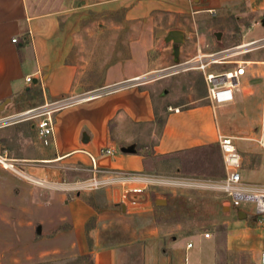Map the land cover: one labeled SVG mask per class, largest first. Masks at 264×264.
<instances>
[{
	"label": "crops",
	"instance_id": "0c3cea01",
	"mask_svg": "<svg viewBox=\"0 0 264 264\" xmlns=\"http://www.w3.org/2000/svg\"><path fill=\"white\" fill-rule=\"evenodd\" d=\"M129 1L134 0L124 2ZM239 2L138 0L125 14L119 11L117 20L106 24L89 22L87 5L42 13L31 11L28 0H0V116L15 111L19 102L15 96L30 94L32 87L27 77L32 78V86L38 88L44 102L99 91L95 98L66 105L55 113L48 145L38 136L37 118L0 128V141L4 143L0 152L7 151L10 157L18 159L30 175L60 186H32L26 180L17 181L0 168L1 207L5 208L7 194L10 201L15 198L13 202L17 204L10 202L14 206L11 209H18L19 217H23L16 223L24 224L36 239L53 243L35 253L39 261L48 256H73L81 260L87 257L90 264H131L139 256L141 264H170L167 251L173 250L182 254L181 264H185L188 255L192 264L208 246L202 239L190 241L193 243L190 248L188 242H170V232L153 226L163 210L146 205L151 203V196L145 182H127L129 187H145L144 193L137 195L145 199L141 211L120 204L127 185L115 183L97 190H71L65 184L93 175L91 156L96 157L100 168L146 178L157 172L167 177L185 172L200 175L197 170H187L186 152L219 146V133L247 134L223 132L230 123L219 121L217 106L228 103L211 101L204 71L190 68L202 76V94L195 96L191 91L195 82L188 75L191 71L175 69L193 58L198 50L209 53L220 49L212 39L218 18L233 11ZM105 3H94L97 9L92 7V10L98 14L105 12L100 11L105 10ZM63 11L66 15H62ZM74 11L81 14H73ZM173 30L182 32L181 41L168 37ZM162 32L166 33L164 37ZM228 47L231 46L221 49ZM237 59L248 63L240 57ZM233 68L234 64L225 63L212 64L207 70L220 72ZM158 71L167 73L149 83L127 84L135 76ZM245 81L242 86L245 98L240 102L244 114L251 103L248 80ZM263 84L264 78L254 102L253 116L260 128ZM238 87H241L240 78ZM239 90L234 91V100ZM123 147L132 151L124 152ZM107 148L114 152L104 153ZM219 152L224 168L220 146ZM248 153L253 154L252 150ZM154 157L171 159L169 164L155 170L150 166ZM247 162L242 155V163ZM243 164L245 182L264 184L253 179L258 174L264 175L256 160L248 170L243 169ZM224 176L225 168L218 177ZM144 217L152 222L145 232L138 231L137 225L131 223L120 241L104 242L105 230L110 226ZM62 240L66 241L64 247L58 244Z\"/></svg>",
	"mask_w": 264,
	"mask_h": 264
},
{
	"label": "rangeland",
	"instance_id": "374dc122",
	"mask_svg": "<svg viewBox=\"0 0 264 264\" xmlns=\"http://www.w3.org/2000/svg\"><path fill=\"white\" fill-rule=\"evenodd\" d=\"M103 1L106 2L104 4L106 8L100 11L105 12L98 14L96 10H92V7H96L97 9V6H93L94 3H103ZM124 1L28 0L31 11L42 13L56 10L60 12V10L72 7L78 9L81 5H87L90 7L89 22H102L106 24L113 23L117 20L118 15L125 14L124 11L134 7L138 0L132 2ZM121 2L123 3L120 6L121 8H116V4ZM101 6L99 5V7ZM232 10L218 18L219 20L212 33L215 47L221 49L225 46L232 47L243 42L255 41V46H252L250 50L235 58L240 57L247 61H259V63L248 64L245 75L240 77L241 87H238L240 90L236 92L235 100L224 106H217L219 121L221 120L222 123L228 121L230 123V125L227 124L225 126L224 131L222 130L225 133L239 134L240 131L247 133L246 135H235L237 138V146L243 155L244 161L248 160L246 164H243V169L248 170L249 168H253L251 164L256 160L259 164V169L263 171L264 152L254 141V138L259 134L260 124L256 122L253 116L254 102L260 94V83L264 78V0H240L238 4L233 6ZM119 11H122V13ZM65 12L63 11L62 15H66ZM68 13L70 14L71 12ZM73 14H81V12L74 11ZM217 32H221L220 38L217 37ZM162 35L164 37L166 33L162 32ZM188 69L191 71L188 74L189 78L195 82L191 91L195 96H200L202 94V76L199 72L193 71L190 68ZM162 78L160 75L153 81ZM245 80H248L247 88L251 103L248 111L244 114L241 111L240 102L241 99L245 98L242 90V86L246 82ZM27 83L32 87L30 94L23 93L15 96L14 99L17 102L21 101L17 104L19 108L17 109L16 107L15 111L7 114L16 113L29 107H36L45 103L39 97L38 88L32 86V80ZM244 91L247 93V89H244ZM18 121H14L8 124V126L18 123ZM3 144L0 141V146L4 147ZM249 150H252L253 154H249ZM219 153V146H216L206 149H196L184 154L187 170L189 172H196L197 170L200 175H192L185 172L167 177L162 172L153 173L151 175L153 177L151 178L157 181L154 180L155 182L146 184V189L151 196V203L146 205H150L154 209L163 210L160 214V219H154L153 226L170 232L168 237L170 242L175 243L177 240H180L182 243H187L190 241L195 242L198 239L208 242V246L203 248L202 252L195 257L192 264H256L259 257V250L264 248V226L254 223L253 216L243 209L241 210L245 211L247 216L239 217L237 210L240 209L230 207L227 195L223 191L209 185H201L202 181L205 183L210 180H219L220 178L218 176L223 174L224 168L221 165ZM170 159V157H166L163 160H156L154 157L151 162L153 165L150 166L157 170L161 165L169 164L170 161L168 160ZM0 168L17 181L21 179L24 181L23 178L5 169L2 165H0ZM202 172L211 173L209 174L211 177L209 175V177L202 175ZM253 179L254 181L262 182L264 181V175L258 174ZM27 183H30L32 186L43 187L29 181ZM126 187L129 186L127 185ZM122 195L120 197V204L126 205L122 202ZM155 199L162 201L157 204L154 202ZM5 200V208H2L0 203V264H90L87 257L81 260V258H75L73 256H48L46 259L39 261L35 253H38L42 248L53 246V243L36 239L33 234L27 231L24 224L16 223L17 219L21 218L23 220V217H19L18 209H11L14 206L10 202L17 204L13 202L15 198L10 201L7 194ZM131 207H133L131 208L133 211H141V207L144 206ZM247 207L249 205H246L244 208L248 210ZM131 223L132 225H137L138 231L142 232H145L147 228L149 229L152 224L149 218L146 219L144 217L143 219L136 218L127 220L125 223H121V225H112L105 230L107 237L104 242L112 243L118 240L120 241L122 236H125V233H127L126 231ZM207 232L210 233L209 238L205 237ZM65 243L66 241L62 240L58 244L64 247ZM167 255L169 256L170 264L182 263V254H177V252L174 253L173 250H170L167 251ZM134 261L131 264H141L139 256ZM185 264H189V255L188 258L185 256Z\"/></svg>",
	"mask_w": 264,
	"mask_h": 264
},
{
	"label": "built area",
	"instance_id": "2783aa9c",
	"mask_svg": "<svg viewBox=\"0 0 264 264\" xmlns=\"http://www.w3.org/2000/svg\"><path fill=\"white\" fill-rule=\"evenodd\" d=\"M13 41H16V38H14ZM255 45V41H248L209 53L198 50L193 58L186 61L184 64L182 63L181 65H176L175 69L194 68L204 71L205 80L208 84V97L211 101L215 104L229 103L234 100V91L238 88L239 78L245 73L246 65H248L246 61L238 60L235 57L247 52ZM225 63H232L235 65V68L220 72H211L207 70L212 64ZM166 73L167 71H158L154 73L141 74L128 80L127 84L132 85L149 83L160 75L162 76ZM26 80L29 82L32 78L27 77ZM97 95H99V91L97 90L87 91L83 94L70 95L53 101H47L40 106L30 107L16 113L1 115L0 128L24 118H37L38 136L45 145H48L54 131L55 113L66 105L90 100L95 98ZM174 110L178 111L179 108H175ZM262 117L263 122L260 132L258 136L254 138V141L264 152V84ZM236 140L237 138L233 135L219 133L218 143L222 152L225 176L219 180H210L205 183L202 181L201 185H209L215 189L223 191L228 196V204L231 208L245 210L253 216L254 223L264 226V185L251 184L244 181L242 176V155L237 146ZM103 152L113 153L114 151L107 148L104 149ZM91 162L93 175L87 179L68 182L65 184V188H69L71 190H96L115 183L126 185L127 182L138 180L145 182L148 185L156 180L150 177L146 178L138 174H129L123 171L100 168L97 164V159L94 156H91ZM0 165L20 178L28 180L33 184L43 187H60L55 183L34 177L27 173L20 165V161L16 158L10 157L7 151L0 152ZM144 191L145 187L141 186L126 187L122 193V202L126 204V207H140L143 205L145 199L138 198L137 195L144 193ZM246 205H249V207H247L248 210L244 208ZM205 237L209 238L210 233L207 232ZM192 246V242L187 243V247L190 248ZM256 264H264V248L260 250Z\"/></svg>",
	"mask_w": 264,
	"mask_h": 264
},
{
	"label": "water",
	"instance_id": "95a60500",
	"mask_svg": "<svg viewBox=\"0 0 264 264\" xmlns=\"http://www.w3.org/2000/svg\"><path fill=\"white\" fill-rule=\"evenodd\" d=\"M263 21H264V19H263ZM216 35L218 38H220L221 32H217ZM169 38L174 39L176 42H179L182 39V32L180 30H173L169 33ZM121 150L124 152L132 151V149H130L128 147H123ZM160 201H162V200L158 199L157 203H160ZM121 205H123V204H121ZM237 215L242 218V217L247 216V213L240 209V210H237Z\"/></svg>",
	"mask_w": 264,
	"mask_h": 264
},
{
	"label": "bare ground",
	"instance_id": "6f19581e",
	"mask_svg": "<svg viewBox=\"0 0 264 264\" xmlns=\"http://www.w3.org/2000/svg\"><path fill=\"white\" fill-rule=\"evenodd\" d=\"M248 63H259V61L248 60Z\"/></svg>",
	"mask_w": 264,
	"mask_h": 264
}]
</instances>
